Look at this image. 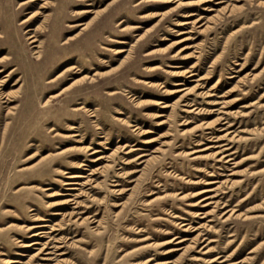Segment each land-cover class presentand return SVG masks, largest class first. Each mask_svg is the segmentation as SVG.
Masks as SVG:
<instances>
[{
    "label": "rangeland",
    "instance_id": "374dc122",
    "mask_svg": "<svg viewBox=\"0 0 264 264\" xmlns=\"http://www.w3.org/2000/svg\"><path fill=\"white\" fill-rule=\"evenodd\" d=\"M0 69V264H264V0H0Z\"/></svg>",
    "mask_w": 264,
    "mask_h": 264
},
{
    "label": "bare ground",
    "instance_id": "6f19581e",
    "mask_svg": "<svg viewBox=\"0 0 264 264\" xmlns=\"http://www.w3.org/2000/svg\"><path fill=\"white\" fill-rule=\"evenodd\" d=\"M219 2H221V1H218V3ZM24 3V2H23ZM184 23H188V22H184ZM28 39H30V42L29 43H33V42H35L36 41V39L34 38V36L33 35H29L28 36ZM37 47H39V46H37ZM39 50H37V51H35V53H39L38 52ZM2 70L0 69V72H1ZM13 72H14V69H11L8 73H7V75L6 76H9V75H12L13 74ZM188 72V75H187V77H191V76H193V75H195V73L194 72H192V71H187ZM198 79H200V78H198ZM5 81H6V79H1L0 80V86H2L3 87V84L5 83ZM77 81V80H76ZM15 84V83H14ZM18 89V88H17ZM17 89L16 90H10V91H8V92H4V91H1V89H0V98L2 99V102L3 103H7L6 104V111H7V113H13L14 112V110L16 109V105H8V104H10V102L11 101H13L12 100V98L13 97H15L16 96V91H17ZM56 95V94H55ZM54 94L53 95H50L49 97H54L55 96ZM47 102V99L44 101V103H46ZM185 105H187V103H185ZM188 106V105H187ZM191 111H193V109H188L187 110V112H191ZM218 129V128H217ZM220 129V128H219ZM222 130V129H221ZM75 135H77V134H73V136H75ZM222 139H224V138H222ZM224 145H226V144H222L221 146H224ZM87 147V146H86ZM86 147H84L82 150L84 151V152H88L89 151V149L88 148H86ZM218 147V146H217ZM226 149H228L227 147L226 148H224V150H226ZM92 153H94V152H92ZM92 153H90V154H92ZM193 153V152H192ZM222 153L223 152H218V150H216V151H214V152H212V156L211 157H214L215 158V161L216 162H222V161H224V162H229L230 160H231V154L229 153V154H226V153H223V155H222ZM73 157V156H72ZM195 157V156H194ZM198 157V156H197ZM100 158H102V156L100 155V156H97L94 160H91V161H97L98 159H100ZM201 158V157H200ZM225 158H226V160H225ZM146 159H144V160H142V163H144V162H146L145 161ZM29 168V167H28ZM26 169V168H25ZM81 177H84L82 174H75V173H71V174H69V175H67V176H65V180H64V182H63V185H65L66 187L64 188V189H66V190H69V191H71V190H75V189H77V185H79V181H78V179L77 178H81ZM213 189H210V190H203V192L205 193V192H207V191H212ZM114 192H118V190L116 191H114ZM66 195H68V194H66ZM71 195V194H70ZM212 196H206L205 198H203L201 201L203 202V201H205V202H203L204 204H203V206L202 207H206V206H208V205H211V204H214L215 202H213L212 201V198H211ZM67 201L65 200L64 201V203H66ZM206 213V212H205ZM208 213V212H207ZM52 214H54V215H56V214H59V212L58 211H56V210H54L53 211V213ZM198 215V214H197ZM93 220V219H92ZM92 222H95V223H97L98 224V221L97 220H95V221H92ZM184 226H186V228L184 229V230H186L187 228H192V227H190V225H186V224H183ZM47 225L46 224H35V225H33V226H30L29 228H26V229H34V228H37V229H39V230H33V231H31V233H30V235L28 236V237H30V238H32V240L30 241V242H28L27 244H25L26 245V247H30V246H32V245H42L43 247H44V245L41 243V241H40V239L43 237H47V239H51V238H49V236H45L46 235V233L47 232H45L43 229H41L42 227H46ZM94 230H96V232H97V227H94ZM193 231H195V230H193ZM197 231V230H196ZM98 233V232H97ZM181 241L182 240H178V241H176L175 243H181ZM147 263L149 262V261H151V258H148L147 260ZM11 262H19V260H16V259H14V260H11ZM163 263H168V262H163ZM142 264H144V262L142 263Z\"/></svg>",
    "mask_w": 264,
    "mask_h": 264
}]
</instances>
